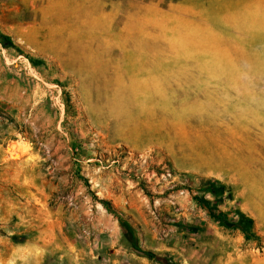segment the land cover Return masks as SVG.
Returning <instances> with one entry per match:
<instances>
[{
    "label": "rangeland",
    "instance_id": "374dc122",
    "mask_svg": "<svg viewBox=\"0 0 264 264\" xmlns=\"http://www.w3.org/2000/svg\"><path fill=\"white\" fill-rule=\"evenodd\" d=\"M1 34L0 264H264V0H0Z\"/></svg>",
    "mask_w": 264,
    "mask_h": 264
},
{
    "label": "trees",
    "instance_id": "16d2710c",
    "mask_svg": "<svg viewBox=\"0 0 264 264\" xmlns=\"http://www.w3.org/2000/svg\"><path fill=\"white\" fill-rule=\"evenodd\" d=\"M0 37L7 43L11 44V40L8 36L0 35ZM226 187L223 184H217L215 181H208L204 187V192L213 197H221L224 195ZM198 204L206 211L210 219L217 222L220 226L226 229L239 230L246 240L254 238L253 227L254 220L240 211H236L234 216H229L225 212L221 211L217 206L211 205L210 202L204 197H195ZM101 203L105 206L108 212L112 213L117 217L119 221V226L124 234H131V229L124 224L122 218L118 213L112 208L109 202L101 200ZM132 249L139 255L148 258L154 262H160V257L150 250L139 248L135 244H132ZM166 264H175L168 262Z\"/></svg>",
    "mask_w": 264,
    "mask_h": 264
}]
</instances>
